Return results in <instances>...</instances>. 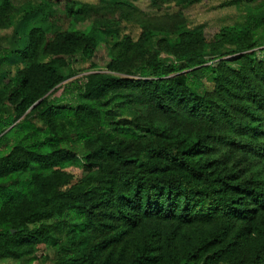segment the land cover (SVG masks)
I'll return each instance as SVG.
<instances>
[{
  "label": "trees",
  "instance_id": "16d2710c",
  "mask_svg": "<svg viewBox=\"0 0 264 264\" xmlns=\"http://www.w3.org/2000/svg\"><path fill=\"white\" fill-rule=\"evenodd\" d=\"M196 1L72 0L55 30L52 0H0V259L51 242L59 264H264V3L215 0L238 13L209 40ZM100 44L107 71L52 102Z\"/></svg>",
  "mask_w": 264,
  "mask_h": 264
},
{
  "label": "rangeland",
  "instance_id": "374dc122",
  "mask_svg": "<svg viewBox=\"0 0 264 264\" xmlns=\"http://www.w3.org/2000/svg\"><path fill=\"white\" fill-rule=\"evenodd\" d=\"M71 1L72 0H52L55 16L51 18L50 21L54 24L55 30H65L68 27L69 21L66 18V8L72 6ZM81 1L92 2L94 0ZM41 2H44V0H16L15 6L20 8L24 7L26 4H38ZM262 3H264V0L256 1L252 3V5L257 6ZM218 4V1L215 0H198L195 4L185 10L187 17L192 23H205L207 25L205 28V35L209 40L213 39L219 33V29L222 25L233 21L238 13L235 8H215ZM141 8L143 11L135 16L139 21L146 20L151 14L152 16L154 15V12L146 4H142ZM4 36H10V31H0V38ZM11 47H13V45L10 43L9 37H6L4 41H1L2 50L0 54L2 56L7 55ZM161 58L164 61L172 60L164 54L161 55ZM109 62V48L104 44H100L96 50L94 59L90 62L80 61L76 65L79 73L75 77L64 82L52 95L51 101L57 102L59 105L75 104L78 88L86 81L85 76L94 72H106ZM12 69H15V67H12ZM196 88L200 94H204L207 90L212 89V85L207 82L205 85ZM5 113H9V110L5 109ZM30 120L39 128H44L41 121L36 117H33ZM7 131L8 129L0 130V148L2 150L6 149V147L3 146L4 142H2V138ZM65 177L68 181L65 188L72 187L76 190H81L86 188V185L89 182L87 179L88 174L82 166L67 169ZM60 219L61 217L59 216L55 217L46 222V224L53 225ZM53 236L59 243L63 235L58 230H54ZM19 252V258L13 256L6 259H0V264H59V262L63 261L65 257L63 252L59 251L51 242L37 244L31 249H21Z\"/></svg>",
  "mask_w": 264,
  "mask_h": 264
}]
</instances>
